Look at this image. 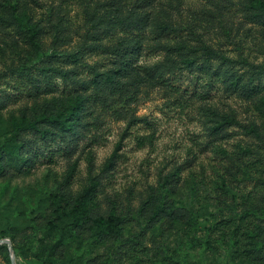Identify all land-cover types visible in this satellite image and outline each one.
Instances as JSON below:
<instances>
[{
	"label": "rangeland",
	"instance_id": "obj_1",
	"mask_svg": "<svg viewBox=\"0 0 264 264\" xmlns=\"http://www.w3.org/2000/svg\"><path fill=\"white\" fill-rule=\"evenodd\" d=\"M95 1L0 0V17L9 16V5L17 6V14L30 17L39 29L35 39L41 51L67 53L86 40L90 23L85 10L98 9ZM248 4L249 0H179L172 11L178 23L187 28L184 35L195 31L192 44H198L196 40L201 38L236 60L245 58L264 65V27L252 21L249 14L253 10L247 8ZM31 38L29 30L20 31L16 25L0 21V97H11L6 107L0 108V149L24 121L23 111L52 96L44 92L35 96L28 76L13 75L14 69L35 57ZM163 58V53L148 54L140 63L154 64ZM83 61L104 64L105 54L90 52ZM76 64L56 65L67 69L81 63ZM237 68L243 73L249 67L239 64ZM40 73L36 70L34 76ZM185 74L177 83L180 92L153 86L149 93L129 103L111 102L106 107L92 103L93 113L86 117L87 137L74 154L45 161L27 175L0 177V240L12 241L13 237L17 244H23L34 237L37 244L50 247L55 236L46 229L47 223L54 219L57 227L65 224L55 219L50 193H62L65 203H70L94 183H99L96 208L107 214L111 201H115L122 239L136 237L141 242L123 246L118 255H112V264H155L164 252H175L180 240L185 245L194 234L205 238L210 225L221 216H231L227 204H236L240 209L246 203L264 207V92L247 99L217 87L210 99H198L192 93V75ZM76 78L90 81L84 75ZM228 117L234 123L226 126L225 132L213 131ZM253 124L259 127V136L247 130ZM162 193L167 194L172 208H187L197 215L191 230L168 218L148 222ZM150 194L156 202L142 211ZM223 199L227 204L220 201ZM78 245L68 243L59 248L54 257L56 264H68L78 252ZM221 246L208 252L209 264H222L224 260L228 264H251L231 255L226 257L227 244ZM110 248V244L98 247L89 255V264H106ZM15 254L17 264H42L30 249ZM201 256L200 250H189L191 261H200ZM8 258L9 247L0 252V264H8Z\"/></svg>",
	"mask_w": 264,
	"mask_h": 264
},
{
	"label": "trees",
	"instance_id": "obj_2",
	"mask_svg": "<svg viewBox=\"0 0 264 264\" xmlns=\"http://www.w3.org/2000/svg\"><path fill=\"white\" fill-rule=\"evenodd\" d=\"M178 1L96 0L98 9L91 11L87 7L85 10L90 23L86 40L77 50L67 53H59L57 49L53 53L41 51V44L35 39L39 29L30 17L17 14V6L9 5V16L0 17V21L16 25L20 31L29 30L31 43L36 49L35 57L14 69L13 75L28 76L30 91L35 96L39 97L42 92L52 96L23 111L24 121L15 127L12 136L0 149V177L27 175L45 161L52 162L57 156L74 154L87 137L86 117L93 113L92 103L104 107L111 102L129 103L139 95L149 93L153 86L180 92L177 83L185 73L192 75V93L198 99H210L217 87L247 99L263 93L264 65H255L245 58L236 60L201 38L196 40L198 44H192L195 31L184 35L188 30L178 23L172 11L177 9ZM247 8L253 10L249 14L252 21L264 27V0H249ZM90 52L105 54L106 62L92 65L84 62L85 55ZM159 53H163L164 58L154 64L140 63L142 56ZM60 62H80L81 67L64 69L56 65ZM239 64L249 68L240 73ZM36 70L41 73L34 76ZM78 75L87 76L90 81L83 82L76 78ZM59 79H63V85L59 84ZM80 90L90 93L85 95ZM10 98V94L0 97V108L6 107ZM233 123L234 120L228 117L213 131L225 132L226 126ZM247 130L260 135L256 124L249 125ZM98 188L99 183H94L82 189L70 203H65L64 194L51 192L55 219H62L65 223L63 227H57L54 219L47 223L46 229L55 236L54 243L44 247L33 237L17 244L12 237L14 250L25 252L30 249L42 264H56L57 250L68 243L78 242V252L68 264H79L81 260L89 264L91 253L110 244L106 264H112V255H118L123 246L139 245L141 242L136 237L122 239L121 218L115 201H111L107 214L96 208L94 198ZM220 201L227 204L224 199ZM155 202L154 194H150L143 202L142 211ZM227 205L232 211L231 216H221L218 222L210 225L205 238L194 234L185 245L180 240L175 252H164L162 259L154 260L155 264H209L208 252L222 248L223 244H227L226 257L231 255L233 259L240 258L251 264H264V207L246 203L240 209L236 204ZM159 218L184 223L185 230L189 231L196 224L197 215L187 208H172L167 194L162 193L157 210L151 212L148 222L152 224ZM213 235L217 236L215 240L211 239ZM6 250L7 245L0 247V252ZM189 250H200L201 260L191 261ZM8 261L12 264L11 258ZM222 264L228 262L224 260Z\"/></svg>",
	"mask_w": 264,
	"mask_h": 264
},
{
	"label": "water",
	"instance_id": "obj_3",
	"mask_svg": "<svg viewBox=\"0 0 264 264\" xmlns=\"http://www.w3.org/2000/svg\"><path fill=\"white\" fill-rule=\"evenodd\" d=\"M3 244H7L9 247L12 264H17L16 254H15V250H14V246L12 244V241L8 238H4V239L0 240V246Z\"/></svg>",
	"mask_w": 264,
	"mask_h": 264
}]
</instances>
